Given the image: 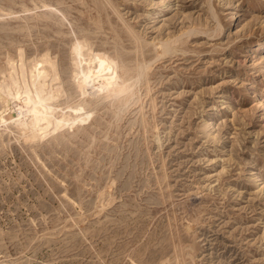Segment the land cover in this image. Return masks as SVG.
I'll use <instances>...</instances> for the list:
<instances>
[{"label":"rangeland","instance_id":"obj_1","mask_svg":"<svg viewBox=\"0 0 264 264\" xmlns=\"http://www.w3.org/2000/svg\"><path fill=\"white\" fill-rule=\"evenodd\" d=\"M76 38L131 86L43 139L0 118V264H264V0H0V116L44 54L79 101Z\"/></svg>","mask_w":264,"mask_h":264},{"label":"bare ground","instance_id":"obj_2","mask_svg":"<svg viewBox=\"0 0 264 264\" xmlns=\"http://www.w3.org/2000/svg\"><path fill=\"white\" fill-rule=\"evenodd\" d=\"M167 5L169 4L163 6L166 7ZM88 43L76 38L70 47L73 59L72 78L75 79L80 96L76 104L68 105L66 106L67 109H63L57 103L58 97L62 95L64 89L55 85L54 81L59 78L58 69L47 54L43 52L44 55L34 60L28 70L27 67L25 68L24 63H22L24 66L22 70L13 65L11 66L15 75L11 72L8 88L11 85L16 88L13 90L14 92L9 88L6 93L7 96L11 95L13 98L18 99L25 109L17 115L16 113L6 112L5 115L0 116L1 122L15 124L29 139H43L48 134L56 133L66 127L78 126L85 122L91 113L90 109L87 110V106L94 99L101 100L107 97L119 96L129 90L131 86L128 82L129 78H124L118 74L114 59L109 65L100 60L96 61L95 53L100 54L101 57L106 55L94 52L91 49V43L90 45ZM169 49L170 47H164L163 52ZM9 106L11 107V105Z\"/></svg>","mask_w":264,"mask_h":264}]
</instances>
